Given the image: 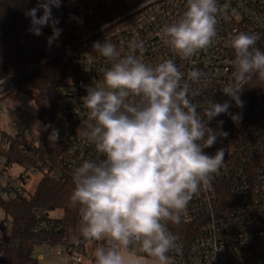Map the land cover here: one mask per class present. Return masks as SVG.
I'll use <instances>...</instances> for the list:
<instances>
[{
    "label": "clouds",
    "instance_id": "1",
    "mask_svg": "<svg viewBox=\"0 0 264 264\" xmlns=\"http://www.w3.org/2000/svg\"><path fill=\"white\" fill-rule=\"evenodd\" d=\"M62 2L36 0L25 13L33 35L41 36L44 27H51L49 45L62 32L53 15ZM187 4L183 16L163 28V39L191 59L217 36L219 8L217 0H187ZM258 39L245 32L230 37L233 82L222 92L239 108L244 106L243 85L254 76L264 79V51L256 47ZM132 47L143 51V42ZM92 49L111 66L103 73V83L88 86L84 97L87 123L79 135L104 158L84 160L73 170L70 203L78 206L79 236L90 246L94 264H145L138 252L152 264H171L170 254H179L181 247L168 222H181L190 201L212 187L224 162V148L214 154L205 151L218 137L228 136L224 121L219 120L216 129L209 123L221 114L234 124L242 117L229 112V101L211 102L202 107L201 115L190 99L197 93L189 83L201 82L205 74L200 70H189L181 84L183 73L172 59L150 67L135 53L122 56L107 40L93 42ZM48 139L57 143L59 130L52 128ZM74 242L79 246L81 240ZM96 242L102 243L92 247Z\"/></svg>",
    "mask_w": 264,
    "mask_h": 264
},
{
    "label": "built area",
    "instance_id": "2",
    "mask_svg": "<svg viewBox=\"0 0 264 264\" xmlns=\"http://www.w3.org/2000/svg\"><path fill=\"white\" fill-rule=\"evenodd\" d=\"M62 5L76 11L75 21L81 26L82 35L76 42L79 51L75 69L66 83L59 109V158L54 162L41 155L38 139L28 137L33 116L12 99L15 81L0 79V117L7 113L12 127L10 134L0 129V148L7 150L15 145L25 158L24 162H17L25 168L17 177L0 173V199L29 195L26 185L33 176L65 181L84 160L98 162L104 158L79 133L87 123V87L102 84L103 73L111 66L92 49V44L107 40L122 56L135 53L150 67L172 59L183 73L181 84L187 80L189 70H200L205 74L201 82L189 83L197 93L190 99L201 115L202 107L209 103L229 101V112L242 117L239 124H234L230 116L221 114L209 123L216 129L217 122L224 121L222 128L228 136L218 137L216 144L205 149L214 154L224 148V162L214 174L212 187L190 201L181 222H168L181 247L179 254H170L171 264H264V96L257 102L259 118L250 122L246 119L244 88L240 95L243 108L222 92L233 82L235 53L230 37L239 32L257 34L256 47L264 51V0H217V36L191 59L175 52L163 39V28L183 16L187 0H63ZM115 10L118 12L110 16ZM101 18L106 19L99 21ZM137 41L143 42V51L132 47ZM4 156L8 161L7 155L0 152V164L4 163ZM51 213L36 211L31 233L35 251H43L37 259L46 264H77V260L79 264H93L90 246L79 236L78 227L70 230ZM11 232V216L0 208V264H9L6 247L20 242L10 237ZM76 239L81 240L79 246Z\"/></svg>",
    "mask_w": 264,
    "mask_h": 264
},
{
    "label": "trees",
    "instance_id": "3",
    "mask_svg": "<svg viewBox=\"0 0 264 264\" xmlns=\"http://www.w3.org/2000/svg\"><path fill=\"white\" fill-rule=\"evenodd\" d=\"M36 6V0H0V79L14 80L15 91L29 95L38 107L41 121L38 136V150L43 157L56 162L59 158L57 143L48 139L52 128L59 127V109L63 102L66 83L75 69L79 47L76 42L82 35L81 26L75 21L76 11L63 6L53 9V15L60 21L62 29L59 38L51 45L47 38L52 35L51 27H44L41 36L33 35L28 29L30 18L28 9ZM118 11L115 10L111 15ZM42 15V12L37 13ZM107 18V17H106ZM106 18H101L103 21ZM62 54L50 57L67 49ZM22 76V77H21ZM247 99L246 119L255 122L259 118L258 100L264 96V79L253 77L245 84ZM51 125L46 128L45 126ZM9 162H24L25 158L15 145L9 151L0 148ZM74 189L72 177L65 181H55L43 176L34 193L3 200L0 208L11 216L12 239H19L18 245L6 247L9 264H40L35 257L34 236L31 233L36 223V211L54 212L60 210V222L70 230L78 227V206L73 207L70 196Z\"/></svg>",
    "mask_w": 264,
    "mask_h": 264
},
{
    "label": "rangeland",
    "instance_id": "4",
    "mask_svg": "<svg viewBox=\"0 0 264 264\" xmlns=\"http://www.w3.org/2000/svg\"><path fill=\"white\" fill-rule=\"evenodd\" d=\"M12 99L15 101V104L17 106L27 110L33 116V119L31 120L29 124L30 132H29L28 137L34 136L35 139H38L40 128H41V121L38 118V107L35 104L34 100L29 95L22 93V92H18V91H14ZM0 129H2L5 133H8V134L12 132L10 117L8 116L7 113H3L0 117ZM9 149L10 148L8 146L6 151H9ZM6 160H7L6 156H4V163L0 164V173L4 175L5 177H8V176L17 177L21 172L25 170V168L22 167L15 160L13 161L11 160L10 162L9 160L6 162ZM40 179H41L40 176L32 177L31 181L26 185V188L29 193H34ZM51 216L56 217V218H61L62 212L60 210L54 211L53 213H51ZM42 252H43L42 250L36 251L35 257H37ZM137 254L144 258L145 264H152L151 258H148L144 254H140V253H137ZM39 263L46 264V261L39 260Z\"/></svg>",
    "mask_w": 264,
    "mask_h": 264
},
{
    "label": "water",
    "instance_id": "5",
    "mask_svg": "<svg viewBox=\"0 0 264 264\" xmlns=\"http://www.w3.org/2000/svg\"><path fill=\"white\" fill-rule=\"evenodd\" d=\"M76 45H77V44H76ZM76 45H75V46H76ZM68 49H69V48L64 49L63 51L59 52L58 54H56V55L50 57L47 61L51 60V59L54 58L55 56H58V55L62 54L63 52H65V51L68 50ZM21 77H22V76H21Z\"/></svg>",
    "mask_w": 264,
    "mask_h": 264
}]
</instances>
